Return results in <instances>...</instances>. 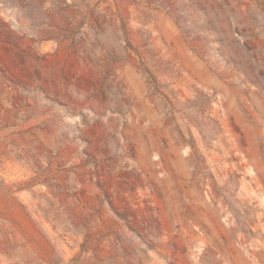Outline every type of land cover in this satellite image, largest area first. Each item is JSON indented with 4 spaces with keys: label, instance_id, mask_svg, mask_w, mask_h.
<instances>
[{
    "label": "rangeland",
    "instance_id": "1",
    "mask_svg": "<svg viewBox=\"0 0 264 264\" xmlns=\"http://www.w3.org/2000/svg\"><path fill=\"white\" fill-rule=\"evenodd\" d=\"M0 264H264V0H0Z\"/></svg>",
    "mask_w": 264,
    "mask_h": 264
}]
</instances>
